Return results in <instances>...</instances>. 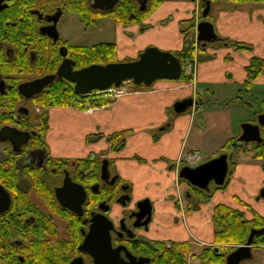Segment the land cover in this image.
Here are the masks:
<instances>
[{
  "label": "flooded vegetation",
  "instance_id": "flooded-vegetation-1",
  "mask_svg": "<svg viewBox=\"0 0 264 264\" xmlns=\"http://www.w3.org/2000/svg\"><path fill=\"white\" fill-rule=\"evenodd\" d=\"M79 1L101 12L91 27L105 17L116 23L119 35V26L131 37L151 27L149 18L125 24L106 12L130 4L134 10L129 18L135 20L151 8L152 0H119L110 10L93 8L94 0ZM72 2L76 0H0V186L10 200L8 209L0 213V264H227L228 256L246 242L218 244L193 235L185 240L166 238L157 228L154 205L148 204L149 198L134 200L130 185L115 170L114 158L101 150L70 149L63 142L54 147L49 140L51 116L37 107L38 96L59 80H71L57 76L39 94L21 93V84L57 74L66 60L75 70L81 69L75 68L71 49L91 45L72 44L59 31L68 12L88 26L83 10L69 8ZM193 17L195 22L208 19L191 15L182 22L184 32L197 30L188 21ZM219 37L234 46L235 42ZM109 43L117 44L120 52L118 42ZM37 64H44L41 73ZM92 137L90 142H96L97 136ZM184 181L188 191L182 197L189 215L198 209L199 196L193 189L198 187ZM176 209L180 214L179 202ZM256 237L253 245L260 248L253 247V258L239 264H260L257 254H263L264 244H258ZM213 254L219 263L213 261Z\"/></svg>",
  "mask_w": 264,
  "mask_h": 264
},
{
  "label": "crops",
  "instance_id": "crops-1",
  "mask_svg": "<svg viewBox=\"0 0 264 264\" xmlns=\"http://www.w3.org/2000/svg\"><path fill=\"white\" fill-rule=\"evenodd\" d=\"M194 7L192 0H163L147 20L151 27L130 37L132 48L140 52L154 45L171 52L180 50L185 43L182 22L194 14ZM260 16L264 17L263 7L225 6L214 22L217 33L235 42L245 39L254 49L235 51L222 42L224 48L217 43L208 45V56L200 57L192 81H159L150 89L135 88L113 103L88 110L52 108L50 142L55 148V143L63 142L70 149L108 152L115 160V170L130 185L134 200H151L157 228L166 238L185 240L193 235L214 242L213 213L220 203L239 209L247 219L264 216V166L251 154L235 155L225 184L220 189L212 184L210 200L198 203V209L186 217L176 207L178 194L188 187L181 183L177 194V172L171 169L190 151L208 152L206 161L217 157L229 139L241 134L232 131L233 125L242 130V124L256 123L254 119L262 113L264 74L249 81L246 69L251 57H264V20ZM229 56L232 61L228 63ZM220 59L223 64L218 63ZM248 81L251 85L247 87ZM187 98H194L195 105L176 113L175 104ZM123 131L125 147L120 152L113 150L111 136ZM92 134H99L94 143L89 140ZM223 136L226 138L219 139ZM218 140H224V145H218ZM257 259L264 264V254L258 253Z\"/></svg>",
  "mask_w": 264,
  "mask_h": 264
},
{
  "label": "water",
  "instance_id": "water-1",
  "mask_svg": "<svg viewBox=\"0 0 264 264\" xmlns=\"http://www.w3.org/2000/svg\"><path fill=\"white\" fill-rule=\"evenodd\" d=\"M119 0H94L93 8L110 10ZM206 2L204 17H206L212 8V0H202ZM198 41L207 45L214 43L221 38L216 32L215 25L212 21L203 20L198 24ZM65 61L61 64L57 74L45 76L34 81L23 83L20 85V91L26 97H32L39 94L54 79L67 78L75 83V91L78 94H86L92 90H105L111 86H120L124 81L133 80L136 85L145 84L151 86L158 79H180L183 66L181 60L171 51L162 50L157 46L147 47L141 54L139 59L129 62H113L106 65L92 64L90 66L75 70L73 65ZM195 104L193 98H187L178 101L174 108L177 113H184ZM261 126H264V114L259 116V123H244L242 125L243 133L240 140L243 142H259L263 141L261 137ZM5 131L1 136L4 138ZM108 160L104 161L103 178H107ZM229 173V159L226 154L214 158L197 167H183L180 171V177L187 180L190 184L201 189L210 190L212 181L216 185L222 186L226 182ZM0 213L8 209L9 196L5 194V190L0 186ZM264 198V189L261 191ZM63 202V201H62ZM148 204L152 206V202L148 199ZM64 203V202H63ZM107 219L106 217H104ZM108 220V219H107ZM264 234V228L252 229L245 245L237 248L227 258V264H239L241 261L253 258V241L256 235Z\"/></svg>",
  "mask_w": 264,
  "mask_h": 264
},
{
  "label": "trees",
  "instance_id": "trees-1",
  "mask_svg": "<svg viewBox=\"0 0 264 264\" xmlns=\"http://www.w3.org/2000/svg\"><path fill=\"white\" fill-rule=\"evenodd\" d=\"M163 0H152L151 8L141 15V18H136L135 20H130L129 14L134 9L130 4H122L118 9L106 12L109 15L113 16L118 20V22H123L125 24L140 23L143 18H149L151 14L156 11L158 6L162 3ZM195 1V0H194ZM220 2H228L236 5L240 4H258L264 6V0H217ZM201 12L200 18H203V11L206 7V3L201 1ZM213 4V3H212ZM69 8L73 11H82L81 16L84 20V23L88 26L96 24L97 16L101 12L91 9L86 3V1H77L70 3ZM103 14V13H102ZM210 16V14L208 15ZM207 16L208 19H210ZM190 27H195L196 22L195 18H191ZM20 34V33H19ZM222 45V44H219ZM234 47L236 50H248L252 51L254 47L251 44L241 45L240 42H235ZM205 50L202 45L198 47L199 54ZM175 55L181 60L184 64L188 60L193 59L196 53V47L193 42L189 43V39L185 40L184 46L174 52ZM71 54L75 56L77 64L75 68H83L90 66L92 64H109L112 62H117L119 59V48L115 43L103 42L91 46H80L72 47ZM201 56V55H199ZM38 65V66H37ZM39 73H41L44 64H37ZM55 67L58 64H54ZM54 67V68H55ZM247 74L249 81H256L264 74V57L262 56H253L250 59L249 65L247 66ZM191 77L186 74L185 71L182 72L181 78L179 81L189 82ZM246 83V86H250V82ZM136 87H142L150 89L152 86L148 87L144 84ZM82 96L75 91V83L72 81L65 82V80H59L57 83L52 84L44 95L38 96V106L43 107L46 115H49V110L53 107H69L74 105V100L77 97ZM109 103L107 99H99L92 101L94 106H103ZM262 112L264 113V107ZM261 135L263 141L261 143L252 142L244 143L241 142L238 137L231 138L221 149V153L231 151V153H240V154H251L255 159L261 160L264 166V126L261 127ZM110 142L112 143V149L116 151H121L125 147L126 142V132L115 133L111 136ZM216 189L221 187L215 186ZM195 194L199 196V202L203 200H210L212 197L208 192L193 188ZM213 222L215 225V235L214 242L218 244H243L248 240V237L252 229H262L264 228V216L256 215L253 219H247L244 216V213L239 209L232 208L231 206L220 203L214 208L213 213ZM256 241L258 244H264V234L257 235ZM213 261L219 263L221 261L218 256L213 254ZM224 261H222L223 263Z\"/></svg>",
  "mask_w": 264,
  "mask_h": 264
},
{
  "label": "rangeland",
  "instance_id": "rangeland-1",
  "mask_svg": "<svg viewBox=\"0 0 264 264\" xmlns=\"http://www.w3.org/2000/svg\"><path fill=\"white\" fill-rule=\"evenodd\" d=\"M227 5L234 6L236 4H232V3H228V2H220V1L214 0L213 4H212L211 14L208 17L212 20H214V19L216 20L218 15H219V12ZM194 6H196V5L194 4ZM239 6H244V7L249 8V9H253L254 7H263L264 8L263 5H258V4H240ZM200 12H201V4L199 5L198 12L196 13L197 16H200ZM191 13H192V11L190 12V15H191ZM210 19H207V20H210ZM259 19L264 20V17L260 16ZM134 28H135V26H134ZM59 31H60L62 38L68 39L72 44H76V45H81V44L82 45H92V44L99 43V42H118L120 44L119 62H129L133 58H138L139 52L137 51V49L132 48V44H131L132 40L130 38L131 36L124 35L121 32V26H119V31H120V35H119L116 31V23L110 18L105 17L99 21L98 25L91 27V26H85L83 23H81L77 14H74L72 12H68L67 16L64 19H62V21L60 23ZM184 34H185L184 35L185 40L187 38H191V42H193L196 45V42H197L196 30H193V29L188 30V32H184ZM228 39L233 41V43L235 42V40L232 38H228ZM241 41H242V43H241L242 46L249 44V42H247V40H245V39L241 40ZM133 47H134V45H133ZM224 47L225 46H222L220 48H224ZM231 47H233L235 51H238L235 49L234 46H231ZM220 48H218V46L216 45V50L220 49ZM243 50H245V49H243ZM174 52H176V51L174 50ZM196 55H201L203 57L208 56V54L206 53V49L200 54H199V52H197ZM225 60L229 63V61H232L231 56H229ZM220 61L221 62H219V60H218L219 64L224 63V61H222V59H220ZM186 63H189V61H187ZM196 63L197 62H194V64H196ZM163 80H169V79H159L154 84H156L159 81H163ZM169 81H174V80H169ZM262 99L263 98H260L259 101H261ZM259 101L257 102L256 100H254L253 102H257V105H258V104H260ZM37 107H40L43 110V107H41V106H37ZM50 111H51V109L49 110V113H50ZM50 116H51V113H50ZM254 120L257 122L258 121L257 117ZM232 131H234V133L237 134V133H240L241 128L233 125ZM92 135L96 136L95 134H92ZM98 135L99 134H97V136ZM227 135H229V134H227ZM222 138L225 139L226 136L220 137L219 139H222ZM91 140H94V138L92 136H91L90 141ZM217 143H218V145H220V143H221V145L223 146L224 140H218ZM2 149H3V145L0 143V152L2 151ZM199 153L201 156L204 155L203 157H205V156H207V157L203 160V162L199 163L198 165L206 162V160L209 158L208 152L202 151ZM106 155H108V152L106 153ZM235 155H236V157L244 156V154L234 153L233 157ZM189 165H191V164H188L186 166H189ZM191 167H193V165ZM262 252L264 254V251H262Z\"/></svg>",
  "mask_w": 264,
  "mask_h": 264
},
{
  "label": "built area",
  "instance_id": "built-area-1",
  "mask_svg": "<svg viewBox=\"0 0 264 264\" xmlns=\"http://www.w3.org/2000/svg\"><path fill=\"white\" fill-rule=\"evenodd\" d=\"M130 84L131 81H127L121 87L109 88L107 90L102 91H93L88 94H85L84 97H77L75 101L78 105H81L83 103L89 104L91 99H96L100 97H106L111 99L119 98L130 92ZM199 160L200 156L196 153H189L186 157V161L192 164H195Z\"/></svg>",
  "mask_w": 264,
  "mask_h": 264
}]
</instances>
